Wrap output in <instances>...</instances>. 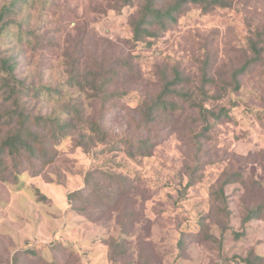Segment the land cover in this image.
<instances>
[{
	"label": "rangeland",
	"instance_id": "obj_1",
	"mask_svg": "<svg viewBox=\"0 0 264 264\" xmlns=\"http://www.w3.org/2000/svg\"><path fill=\"white\" fill-rule=\"evenodd\" d=\"M145 1L0 0V11L15 3L1 56L17 60L30 90L62 91L31 92L27 112L66 122L64 107L79 106L84 118L50 146L53 163L23 150L6 158L0 264H244L254 250L264 256V217L242 227L264 205V0H228L210 11L190 5L168 31L136 43ZM253 42L262 48L255 63ZM204 66L216 81L207 89L224 95L206 106L227 117L205 130L180 102L144 120L142 102L177 72L199 85ZM243 66L250 69L237 87L232 77ZM113 93L126 96L104 98ZM91 121L108 131L105 143ZM142 142L149 157L138 152ZM227 179L239 181L225 187V218L212 209L211 193ZM79 190L89 200L85 212L73 198Z\"/></svg>",
	"mask_w": 264,
	"mask_h": 264
},
{
	"label": "trees",
	"instance_id": "obj_2",
	"mask_svg": "<svg viewBox=\"0 0 264 264\" xmlns=\"http://www.w3.org/2000/svg\"><path fill=\"white\" fill-rule=\"evenodd\" d=\"M15 3L3 7L0 11V35L10 27L12 19L10 14L13 12ZM190 5L201 6L204 10L210 11L216 7H229L228 0H146L139 12L140 17L134 22L133 34L134 41L140 43L148 37H158L160 32L168 31L172 25L178 22L180 15ZM156 30L153 31L152 29ZM252 51L255 54L254 63L260 58L262 48L258 43L253 42ZM17 60L10 56H1L0 50V72L3 76L0 78V101L1 105L8 103L9 108H0V178L3 182L6 180L8 166L6 158L10 157L16 151L23 150L29 153L32 157L40 159L44 164L49 165L55 161L56 152L50 148L57 144L59 136H66L73 129H77L80 123L84 122L82 109L79 106H65L64 111L70 116V119L64 122L61 117L54 116H33L27 112V101L32 92L37 97L45 91L49 95H60V88H41L36 89L26 87L16 74ZM208 66H204L202 70V81L198 85L192 78L184 77L180 72H177L172 80L165 82L162 90L151 100V102H142L140 106L141 114L147 123H152L158 115L169 114L181 109L180 102L189 106L200 115L201 121L204 124L205 130L211 129L212 126L218 124L223 117L226 116V111L220 109L217 113L215 110L208 108L206 105L213 101H219L224 98V95H213L207 86L215 84V80L209 77ZM250 66H243L236 70L233 75V81L239 87V79L247 74ZM77 85V84H76ZM225 91L224 88H221ZM126 96L124 93L104 94L105 99L114 98L121 99ZM71 111L73 114H71ZM214 121V122H213ZM90 130L96 135L100 143H105L109 137L100 123L91 121L89 123ZM83 137L86 136L83 134ZM129 147H132L130 141H126ZM148 143L142 142L138 152L149 157L151 155L150 146ZM130 156L135 157L136 153L128 152ZM138 155V154H137ZM89 179V177H88ZM238 179H227L221 185L212 191L214 200L212 201V209L218 217L228 218L230 215L225 187L230 184L237 183ZM82 190L74 193L73 198L81 200L79 208L85 212L89 205V200L83 197ZM102 200L103 196H101ZM77 207V205H76ZM264 217V205L251 210L242 219V227L254 220H262ZM204 226V225H203ZM227 232L226 228H222V235ZM236 239L241 236L232 231ZM208 239L217 241L216 238L208 235ZM222 245V239L219 241ZM17 258V257H16ZM244 264H264V256L257 255L255 250L250 252L246 258H241Z\"/></svg>",
	"mask_w": 264,
	"mask_h": 264
},
{
	"label": "crops",
	"instance_id": "obj_3",
	"mask_svg": "<svg viewBox=\"0 0 264 264\" xmlns=\"http://www.w3.org/2000/svg\"><path fill=\"white\" fill-rule=\"evenodd\" d=\"M49 199V198H48Z\"/></svg>",
	"mask_w": 264,
	"mask_h": 264
}]
</instances>
